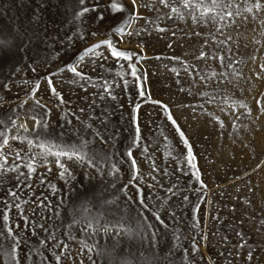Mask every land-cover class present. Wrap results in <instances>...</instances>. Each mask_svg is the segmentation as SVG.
<instances>
[{
	"label": "rangeland",
	"instance_id": "374dc122",
	"mask_svg": "<svg viewBox=\"0 0 264 264\" xmlns=\"http://www.w3.org/2000/svg\"><path fill=\"white\" fill-rule=\"evenodd\" d=\"M92 2L94 0H88L89 6ZM99 2L107 5L108 0ZM46 3L47 7L41 9L37 0H0V40L7 41L9 47L20 43L24 45L14 56L0 58V97L7 101L0 106V114H9L26 98L32 85L24 84L25 80L36 81L73 62L84 48L107 39L106 33L121 18L120 15L106 13L105 21L97 22L93 19L96 13H90L81 23L74 20V12L79 7L78 0H46ZM122 3L131 8V0H122ZM34 9L37 15L43 17V22L39 25L33 20ZM140 14L155 23L146 24L143 19L135 21L131 31H147H141L139 36H124L123 42L117 46L121 51L138 53L144 57L137 67L141 73H147L146 88L153 100L168 106L189 139L206 188L199 192L193 191L199 184L191 177V169L186 166L184 171L187 174L163 176L165 168L172 173L177 165L176 159L168 157L170 148L174 147L177 153L185 150L159 105L139 101L143 104L138 115L143 140L140 148L134 147L135 124L132 122V109L134 102L138 101L134 84L129 86L130 95L124 92L123 87H119L116 88L118 100L98 101L100 106L96 107L94 118L89 121L88 114L91 110L88 109V104L92 100L90 93L95 90L89 88L84 92L79 86L59 83L61 77L65 80L72 78L70 73L64 72L53 79L57 90L71 103L59 105L49 93L47 82L41 81L42 86L37 95L41 103L51 109V115L50 127L38 131L54 143L79 145L82 140L90 141L84 151L109 159L104 160L102 173L94 168H87L86 165L68 161L75 174V178L68 183L59 178V169L54 164L51 165V173H47L46 168H38L33 179L34 190L21 192L19 195L22 199L29 200H34L35 196H46V203L50 201L58 206L55 210L61 213L60 217L49 223L57 226L56 236L69 245V251L61 257V264H81V261L83 264H264V224H261L264 221V113L257 105V100L261 98L259 83L264 78V72L261 71V65L264 64V25L249 17L247 24H242L237 19L235 25L225 29V33L232 37L228 41L232 51L227 53L231 60L226 57V63H231V68H220L217 60L195 59L200 47L197 41L201 38L186 37L181 31L191 26L190 20H159L155 13L143 8ZM157 25L170 27L177 35L173 37L172 31L159 32L156 30ZM77 29L89 33L87 42L76 40L70 44L66 38L72 36ZM197 30L206 32L208 29L201 25ZM212 30L214 31V26ZM92 31L99 34L93 37L90 35ZM115 38L118 37L114 35ZM215 47V43H210L205 51ZM102 51L107 54L106 50ZM169 57H178L189 64L199 65L205 72L212 69L224 71L226 76L203 81L195 73L190 77L182 70L177 76L172 69H182L183 66ZM85 64L83 71L92 76L102 72L111 79L108 68L119 73H130L127 62L117 63L111 57L104 70L97 67L94 72L90 61H85ZM121 64L124 65L123 68L120 67ZM34 67L36 72L32 71ZM257 75L262 77L258 79ZM250 77L254 81L247 84ZM125 78L132 79L130 75ZM220 79L225 82L219 83ZM117 81L122 85L119 78ZM4 85L9 90L6 91ZM204 92L216 96V100L209 103L207 96L200 95ZM226 94L237 103L232 106L222 104ZM239 102L247 107H240ZM32 106L33 101L28 100L25 108ZM82 107L86 109L85 113H80L79 109ZM249 110L250 115L246 114ZM19 111L23 112L24 109ZM40 111L43 112V109ZM73 111L76 116L94 125V128H86L72 115ZM101 115L107 116L105 125L95 119ZM237 116L239 119H236ZM69 120L71 123L67 122ZM221 122L223 127L220 126ZM27 123L31 127L34 121L28 120ZM96 130L102 133L103 139L93 134ZM130 148L133 149V156L142 173L143 182L140 187L148 195V210L142 208L135 198V188L129 185L132 168L125 153ZM142 148L148 149L149 159L145 158ZM153 161L160 172L151 171ZM112 166L119 171L109 174ZM39 173H46L45 179L56 184L60 191L53 194L46 185L39 184ZM88 173H91V177ZM153 175L159 178L165 188L170 183H177L179 194L169 199L164 189L151 179ZM15 182L6 178L3 188H0V196H4L5 190ZM150 185L154 187L150 188ZM183 196H188L189 201L184 202ZM166 199L168 202L163 203ZM196 205L200 206L197 213L199 227H193V208ZM152 206H156L155 209ZM25 207L30 210L34 205ZM153 210L158 211L164 225H160L152 216ZM12 215L14 223L23 227V221L15 217V209ZM43 215L49 217L52 213L45 211ZM93 217L99 218L101 224L121 223L130 231L128 234L121 232L119 236L115 229L110 234L100 231L88 238L82 228ZM30 218L39 219L35 215ZM74 218L79 219L80 223L69 229L68 225ZM149 222L153 225L152 228L148 227ZM66 231H70L77 239L68 240L64 235ZM153 231L157 233L155 247L150 243ZM16 232L25 241L17 252L19 264H56L51 254L54 242L40 248L41 256L33 252L31 258L25 260V252L38 248L39 241L46 235L42 230L38 229L36 236H32L29 231L20 233L16 229ZM237 232L243 233V238ZM177 236L180 237L179 240L176 239ZM201 236L207 238L202 240ZM82 239L90 245L95 242L96 248L105 254L82 250L77 242ZM193 244L198 246L195 252ZM240 244L246 246L240 248ZM9 245L10 242L3 239L0 262L17 264L10 257ZM250 250L254 251L255 256L249 262L246 254ZM55 251L59 254L60 249ZM69 255L71 259L68 258ZM90 255L92 259H89Z\"/></svg>",
	"mask_w": 264,
	"mask_h": 264
},
{
	"label": "snow or ice",
	"instance_id": "6c2138e0",
	"mask_svg": "<svg viewBox=\"0 0 264 264\" xmlns=\"http://www.w3.org/2000/svg\"><path fill=\"white\" fill-rule=\"evenodd\" d=\"M38 6L43 9L47 7L46 0H37ZM79 7L74 12V20L83 23L87 19V14L96 13L93 18L97 22H103L106 19L105 14L108 13L112 16L120 15V20L106 33L107 39L101 40L97 43L91 44L79 52L74 61L65 64L63 67L57 69L54 72L49 73L44 77L38 78L36 81L25 80L24 84H31V91L28 93L25 99H23L17 108L11 110L9 114H0V188H3L5 184V179L15 180V184L10 185L5 190V195L0 196V246L3 245V239H7L10 242V257L13 261L19 264L17 252L21 248L22 244L25 242L21 239V235L16 232V229L20 230V233L29 231L32 236L38 235L37 230H42L46 235L39 241V247L25 252V260L30 259L32 253L35 252L37 256H41L40 248H44L47 244L52 243L51 254L55 258L56 264H61V257L65 256L66 252L69 251V245L64 239H60L56 236L57 226L49 223L50 220L58 219L61 213L55 210L56 207L48 200L46 196H35L34 200L22 199L19 193L25 191H33L35 184L33 183L34 177L37 175L38 168H46L47 173L52 172L51 165L54 164L57 169H59V178L64 180L65 183L70 182L75 178L74 172L71 170L68 161H72L76 164L86 165L87 168H94L98 172H103V162L109 158H101L96 153H90L84 151L88 146L90 141L82 140L79 145H67L63 143H54L51 140L46 139L40 131L46 130L50 127V115L51 109L47 107L46 104L41 103V99L38 97V92L41 89V81H46L48 85V90L51 96L55 97L59 105H70V101L65 100L63 94L57 90L56 81L53 77H60L62 73L67 72L71 74V79L65 80L64 78L59 79V83H68L72 86H79L81 91L87 92L89 88L94 89L90 95L92 96L91 102L88 104V109L91 111L88 114V120H92L93 113L96 107H99L98 101L107 100H118L119 97L116 94V88L123 87L126 94L130 95L128 92L129 86L134 84L138 101L134 102L132 109V122L135 124V137L133 144L135 148L141 147V141L143 140L141 134V127L138 122V115L143 103H149L159 105L166 115L168 121L175 129L179 136L182 147L184 148L183 153H177L175 148H170L168 152V157L176 159L177 165L175 166L172 173L168 171L167 168L163 171V176L168 177L176 173L187 174L184 169L185 166L191 169V177L198 182L199 187L194 188L193 191L199 192L206 188V185L201 179V171L198 168L197 157L194 153V149L189 139L186 137L185 133L180 128L178 122L174 119L167 105H164L160 101L153 100L150 95V91L146 88L147 84V73H141L137 65L144 59L138 53L121 51L118 48V44L123 42L124 36H136L141 35V31H147V29H142L140 31H131L132 24L140 19L145 20V23H155L153 20L142 16L140 10L146 9L149 12L156 14V18L159 20H179V21H191V26L188 29H181L184 36L191 38L192 36L201 38L197 41L200 45L195 55V59L199 61L207 60H217L219 61L220 68H231V63H226L227 60H231V56L227 53H231V48L228 46V41L232 40L230 35L225 33V29L231 28L235 25L237 19L241 21L242 24H247L249 22V17L252 21H258L261 25H264V0H131V8L129 9L126 5L122 3V0H108L107 5L100 4L99 0H94L89 6L88 0H78ZM33 20L39 25L43 22V17L37 15L35 9L33 10ZM207 27L206 32H200L197 29L201 26ZM214 26V31L212 30ZM47 27V25H46ZM156 30L159 32L172 31V36L177 35L175 30L170 27L156 26ZM99 33L92 31L91 36H97ZM264 34V33H262ZM89 33L84 32L81 29L72 35L68 36L67 41L72 44L76 40L87 42ZM114 35L118 38L114 39ZM218 36L225 37L224 39H218ZM210 43H215L216 47L212 48L210 51H205L209 48ZM259 43V41H257ZM143 48L142 45H140ZM172 45L170 44L169 47ZM223 46V47H221ZM24 47L23 43L8 46L7 41L0 40V58L11 57L16 54L19 50ZM15 49V51H13ZM102 49L106 50L102 51ZM223 53V54H222ZM111 57L112 60L127 62V68L130 69V73L125 71L124 73L115 72L113 68H108L107 72L112 76L110 79L108 76L102 74V72H97L95 76H92L85 71L83 68L86 66L85 61H90L92 65V71H96L97 67L101 70L106 68V62ZM159 58V57H158ZM173 61H178L183 67L182 69L173 68L172 70L177 76L180 75L181 70L187 72L191 77L193 73L196 76L201 77L203 81L216 80L218 77H225L226 73L224 71H217L212 69L211 71L205 72L200 69L199 65L189 64L178 57H169ZM255 59V57H253ZM134 61V62H133ZM124 67V65H120ZM36 68L32 69L36 72ZM261 71L264 72V64L261 65ZM126 75L132 77L131 80L125 78ZM122 81V85L117 81ZM257 78H261L257 75ZM224 79H220L219 83L223 84ZM230 82V81H229ZM5 90H9L7 85H4ZM183 91V89H181ZM202 96L208 97V102H214L216 96L211 95L207 92L200 93ZM28 100L33 101V106L31 108H25ZM7 102L6 98L0 97V106ZM237 103L232 100L229 95H224L222 104H227L232 106ZM258 107H261L262 113H264V102L257 100ZM240 107H247L242 102H239ZM122 107V106H121ZM195 107V106H193ZM19 109H24L23 112ZM43 109V112L40 111ZM223 111V108H221ZM80 113H85V108L79 109ZM235 111V109H234ZM248 115L251 114L250 110ZM73 116H76L75 111L72 112ZM77 120L85 125L86 128L92 129L94 125L84 121L80 116H76ZM101 125H105L107 121V116L101 115L95 117ZM218 119V118H217ZM239 119V116L236 117ZM23 120V123L20 121ZM34 121L33 125L29 127L27 121ZM71 123V121H67ZM223 127V123L220 124ZM23 133V134H22ZM95 136L103 139L102 133L96 130L93 133ZM167 139V137H165ZM16 145H19L18 147ZM26 145V147H25ZM142 152L145 154V158L149 159L148 149L142 148ZM125 155L131 161L132 175L129 180V185L135 188V198L142 206L144 210L149 209V205L146 203L148 195L145 194L144 190L140 187L142 181V173L140 172L137 161L133 156V149L127 150ZM51 158V159H50ZM180 161L184 163L181 164ZM115 166H112L109 170V174H114L118 172ZM153 173L160 172V169L155 166V161H153V167L151 169ZM91 177V173L87 174ZM46 173H39V184L46 185L53 194L60 191L56 184L49 183L45 179ZM151 179L159 184L161 188L164 189L168 198L172 196H177L179 194L180 188L177 183H170L167 188L164 187L163 183L160 182L159 178L155 175L151 176ZM128 186L126 185L125 188ZM154 187V185L149 186ZM182 200L188 202V196H183ZM166 199L163 203H167ZM108 203H111L109 201ZM26 205H34L30 210L27 209ZM163 204L161 205V207ZM155 209L156 206H152ZM199 205L193 208V227H199L200 222L197 218V213L199 212ZM13 209H15V217L23 221V227L19 223H14L13 221ZM39 210V212L37 211ZM51 212L52 216L45 217L43 213ZM173 215V213H169ZM38 216L39 219L33 220L31 216ZM143 215V212L141 213ZM152 216L160 224L164 225L165 222L159 215L158 211L153 210ZM95 222V223H94ZM80 220L74 218L72 223L68 225V228H72L75 224H79ZM264 224V221H261ZM149 228L153 225L149 222ZM113 229L116 230V235L119 236L121 232L128 234L130 229L124 227L121 223L113 224L111 222L100 223L99 218L93 217L89 219L82 232L91 238L96 233L103 231L105 234H110ZM238 236L243 238V233L237 232ZM64 235L68 240H76L77 238L72 235L70 231H66ZM157 233L152 232L150 243L153 247L157 243ZM206 236H201V239H206ZM177 240L180 239L179 236L176 237ZM30 242V241H28ZM81 245V249H86L89 253L96 252L98 255L105 254L103 251L96 248L95 242L93 244H88L86 240L77 241ZM62 246V247H61ZM245 244H240L238 247L243 248ZM193 251L198 250V246L193 244ZM59 248V254L55 249ZM255 256L254 251H249L246 254L247 261H252ZM71 259V256L68 257ZM89 259H92L91 255ZM2 264V262H0ZM83 264V261H81Z\"/></svg>",
	"mask_w": 264,
	"mask_h": 264
},
{
	"label": "bare ground",
	"instance_id": "6f19581e",
	"mask_svg": "<svg viewBox=\"0 0 264 264\" xmlns=\"http://www.w3.org/2000/svg\"><path fill=\"white\" fill-rule=\"evenodd\" d=\"M261 77H262V75H261ZM254 80H252L251 79V77L249 78V79H247V84H249V83H251V82H253ZM258 81V80H257ZM263 81H264V78L262 79V82H260L259 83V85H260V93H261V98H260V101H263V99H264V83H263ZM258 84V83H257ZM257 89V88H256ZM253 90V89H252ZM264 102V101H263Z\"/></svg>",
	"mask_w": 264,
	"mask_h": 264
}]
</instances>
